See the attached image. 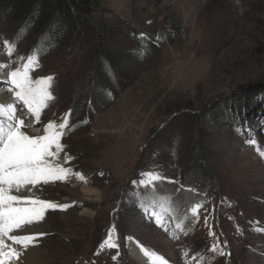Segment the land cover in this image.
<instances>
[{"label":"rangeland","instance_id":"374dc122","mask_svg":"<svg viewBox=\"0 0 264 264\" xmlns=\"http://www.w3.org/2000/svg\"><path fill=\"white\" fill-rule=\"evenodd\" d=\"M94 1L89 36L46 50L0 14L1 82L33 52L32 78H54L23 131L43 135L70 111L57 162L85 177L33 191L69 207L20 231L46 235L13 264H149L135 246L168 264H264V0ZM147 171L167 178L155 193L133 183ZM200 201L198 221L185 215ZM110 231L118 249L101 248ZM217 240L223 255L209 251Z\"/></svg>","mask_w":264,"mask_h":264},{"label":"snow or ice","instance_id":"6c2138e0","mask_svg":"<svg viewBox=\"0 0 264 264\" xmlns=\"http://www.w3.org/2000/svg\"><path fill=\"white\" fill-rule=\"evenodd\" d=\"M141 39L144 38L142 33ZM9 49L8 54H12L13 45L5 41ZM21 66L7 73V90L13 93L15 101L20 103L31 113L35 123H39L42 112L48 107L49 101L54 99L52 94L53 77H43L33 79L31 72L39 62V55L36 52L27 58H22ZM18 109L13 103H0V264H13L21 256V250H27L34 246L35 242L46 235L45 233L35 234H15L28 226L42 221L49 210H67L69 205H58L53 201H46L35 197L32 193L40 185L56 182H67L75 177L85 181V177L78 172H74L70 167H66L57 161L64 151L62 138L66 135L69 127V111L61 118L60 122L49 121L44 134L40 136H30L23 129L28 127L24 119L17 117ZM246 144L258 145L254 139L246 140ZM260 155L264 156V151L257 147ZM71 157L65 155V164L70 163ZM139 184L143 189H149L152 193L156 192L157 183L166 181L167 178L157 172L147 171L141 173ZM176 183V181H168ZM181 189L195 193V189ZM26 193V194H25ZM204 206V202H196L188 206L185 215L198 221L199 211ZM145 211L149 210L151 204H145ZM164 211L172 212L170 203L161 205ZM152 215L156 218V223L163 227L162 216L154 209ZM207 223V220L205 221ZM176 227L185 231L181 223ZM210 236L215 233L209 231ZM132 240V237H127ZM19 246V248L17 247ZM118 249L119 245L113 241L110 231L101 244V248ZM141 252L149 259V264H168V262L155 252H149L141 246ZM209 251L216 253L220 251V244L217 240ZM97 255L99 253H96ZM118 255V253H117ZM117 257H113L116 259Z\"/></svg>","mask_w":264,"mask_h":264},{"label":"trees","instance_id":"16d2710c","mask_svg":"<svg viewBox=\"0 0 264 264\" xmlns=\"http://www.w3.org/2000/svg\"><path fill=\"white\" fill-rule=\"evenodd\" d=\"M94 4V0H0V14L23 35H38L40 46L49 44L46 50L53 44L70 46L77 34L88 37Z\"/></svg>","mask_w":264,"mask_h":264},{"label":"bare ground","instance_id":"6f19581e","mask_svg":"<svg viewBox=\"0 0 264 264\" xmlns=\"http://www.w3.org/2000/svg\"><path fill=\"white\" fill-rule=\"evenodd\" d=\"M5 81H7V80H5ZM0 83H4V82H1L0 81ZM6 83V82H5ZM7 88V86H5L4 87V89H6ZM6 93V94H5ZM10 99V100H9ZM15 98H14V95L13 94H8V90L6 91V90H4L3 92H2V95L0 94V102L1 103H4V104H8V103H13V104H15L14 103V100ZM16 104H18L17 102H16ZM15 104V105H16ZM19 105V104H18ZM18 109V108H17ZM24 111V110H23ZM23 111H20L19 109H18V111H17V113H16V115L17 114H20V113H23ZM28 112V110L25 108V111H24V116L25 115H28V120L31 118V119H34L33 117H32V115H31V113H27ZM18 116V115H17ZM24 116H21V117H24ZM40 131V130H39ZM79 182H80V180H77V184L76 185H80L79 184ZM36 225V224H35ZM33 226V225H32ZM36 226H38V225H36ZM262 228V227H261ZM264 228V227H263ZM260 230V229H259ZM35 231L36 230H30V232H26L27 234H33V233H35ZM21 232H18V233H15V234H20ZM140 246H138V247H134V248H131V253H132V256L137 260V261H139V262H144V260H143V258L141 257L142 256V254H143V252H141V250H140V248H139ZM34 253H36V249H29L27 252H26V255H25V257L29 260V261H31L32 259H33V257H34Z\"/></svg>","mask_w":264,"mask_h":264}]
</instances>
